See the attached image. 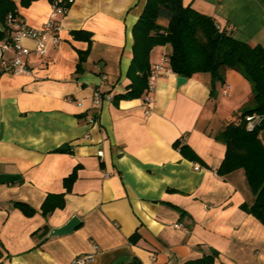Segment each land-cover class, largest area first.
<instances>
[{
  "label": "crops",
  "instance_id": "crops-1",
  "mask_svg": "<svg viewBox=\"0 0 264 264\" xmlns=\"http://www.w3.org/2000/svg\"><path fill=\"white\" fill-rule=\"evenodd\" d=\"M180 1L264 50V0ZM145 3L72 0L58 43L43 57L31 54L30 73L0 75V264H74L83 256L87 264H185L213 253L212 264H264V226L241 208L253 200L243 173L216 174L225 145L215 135L248 104V82L228 70L212 95L209 75L178 85L170 71L155 80L148 105L119 99ZM15 5L32 28L52 9L47 0ZM169 50L153 48L150 67ZM96 91L109 96L98 107ZM49 196L63 207L43 216ZM73 216L80 225L72 233L47 236Z\"/></svg>",
  "mask_w": 264,
  "mask_h": 264
},
{
  "label": "trees",
  "instance_id": "trees-1",
  "mask_svg": "<svg viewBox=\"0 0 264 264\" xmlns=\"http://www.w3.org/2000/svg\"><path fill=\"white\" fill-rule=\"evenodd\" d=\"M34 1L37 0H19V4L28 7ZM47 1L52 4L57 0ZM9 14H16L15 0H0V25L3 27L0 39L8 35L9 27L5 22ZM131 34L132 59L126 72L130 84L119 99L143 98L151 69L149 55L158 46H169L166 58L173 74L183 78L209 75L212 95L215 84L224 85L228 70L237 72L248 82L250 106L215 135V139L225 145L224 158L216 174L224 177L235 171L243 173L253 200L241 208L264 226V50L232 38L227 26H220L215 19L183 6L180 0H146ZM74 35L77 37L78 33ZM252 114L261 115L263 119L258 127L249 131L244 117ZM174 146L183 153L185 146H180L179 142ZM74 179L73 172L65 181L68 188ZM53 197L58 199L57 202H52ZM14 206L24 216L34 214V210L25 204L15 203ZM62 207L60 196H49L41 212L46 216ZM215 256L213 253L185 264H212Z\"/></svg>",
  "mask_w": 264,
  "mask_h": 264
},
{
  "label": "built area",
  "instance_id": "built-area-1",
  "mask_svg": "<svg viewBox=\"0 0 264 264\" xmlns=\"http://www.w3.org/2000/svg\"><path fill=\"white\" fill-rule=\"evenodd\" d=\"M72 0H57L52 3L51 14L48 20L39 28L29 27L26 22L16 13L9 14L6 17V23L9 32L6 37L0 40V75L9 74L13 76L25 75L30 73V57L34 53L39 57L46 55L50 44L56 45L59 41L60 24L59 19L67 13ZM29 40L34 43L33 48L27 47L23 41ZM167 58L162 59L159 64L151 67L147 80L146 93L143 96V102L148 105L151 102V93L154 90V83L157 77L168 74ZM225 93V92H224ZM103 100H109V96L103 98L99 91H96L92 97V104L98 107ZM263 117L258 114L246 115L244 117L245 127L251 131L258 127ZM89 124L95 122L93 117H89ZM264 140V129L262 130ZM97 156H102V151H97ZM197 168V167H196ZM180 228L179 225H175ZM91 260L90 256L78 257L74 264H87Z\"/></svg>",
  "mask_w": 264,
  "mask_h": 264
},
{
  "label": "water",
  "instance_id": "water-1",
  "mask_svg": "<svg viewBox=\"0 0 264 264\" xmlns=\"http://www.w3.org/2000/svg\"><path fill=\"white\" fill-rule=\"evenodd\" d=\"M185 81V78L178 77L177 78V84L180 85ZM80 225V221L77 217L73 216L69 219V221L59 228H53L49 231L48 237H54V236H63L72 233L78 226Z\"/></svg>",
  "mask_w": 264,
  "mask_h": 264
},
{
  "label": "rangeland",
  "instance_id": "rangeland-1",
  "mask_svg": "<svg viewBox=\"0 0 264 264\" xmlns=\"http://www.w3.org/2000/svg\"><path fill=\"white\" fill-rule=\"evenodd\" d=\"M161 23L164 24L165 22L162 21ZM250 103H251V102H249L248 104H246L245 106H243V107L240 109V111H239L238 113L235 114V118H237V117H238V114H240L245 108H248V107L250 106Z\"/></svg>",
  "mask_w": 264,
  "mask_h": 264
}]
</instances>
